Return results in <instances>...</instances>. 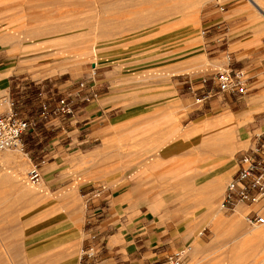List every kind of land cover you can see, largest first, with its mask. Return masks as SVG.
<instances>
[{
  "label": "rangeland",
  "instance_id": "rangeland-1",
  "mask_svg": "<svg viewBox=\"0 0 264 264\" xmlns=\"http://www.w3.org/2000/svg\"><path fill=\"white\" fill-rule=\"evenodd\" d=\"M26 1H6L7 5L12 6L10 9L16 12L6 19L2 29L12 32L25 29L30 24L40 26L46 20L44 17L53 11L54 15L59 13L64 19H69L68 33L76 37V41L71 42L64 37L25 47L24 50L31 51L26 58L33 56L30 67L32 65L33 70L40 72L33 77H48L42 83H49V79L54 82L72 79L76 84L83 83L85 86L96 84L94 87L99 88L102 94L106 93L124 109H137L134 114H138L126 124L111 129L110 135L105 134L109 128L105 125L98 128L96 136L80 146L70 145L59 163V178L55 180L46 179L42 174V180L32 184L28 172L33 161L28 159L24 148L0 151V264H76V258L84 246L83 239H93L83 234L85 200L81 196V186L99 183L111 187L125 182L127 170L121 168L125 145L136 153V160L142 162L140 172L144 171V178L149 174L147 180L155 184L161 181L162 175L170 178L186 165L176 157L151 166L145 161L163 138L160 129L167 123L164 113L171 110L183 128L194 121L190 107L178 99L182 90L181 87L180 90L176 89V82L189 75L208 77V72L220 67L217 61L210 59L211 55L205 53L206 33L202 34V15L208 10L226 13L230 9L241 8L240 14L235 16L246 20V25H259L258 28L264 27V17L259 14V8L251 2L255 9L248 0H208L197 9L192 7V0H29L33 16L26 18L19 15ZM186 1L187 6H184ZM260 2L264 8V0ZM176 3L178 6L176 10L174 6V10L177 13L172 10V5ZM207 81L210 85L213 74ZM212 88L216 90L213 84ZM46 90L44 95H40L41 91L34 88L29 92V97L34 98L31 105L22 103L19 107L37 112V119L42 96H45V101L49 97ZM0 93V99L5 97V90L1 88ZM219 95L216 93L211 99H219ZM253 97L247 98L244 106L249 110L263 111L260 115H264L261 103L253 102ZM170 105L173 108H169ZM197 118L196 121L211 120L203 125L201 130L204 133L220 130L222 118L234 120L233 114L224 107L205 111ZM249 120L250 115L243 125ZM143 129V136H138ZM225 133L229 134L227 139L241 143V146L235 147L236 151L233 149L232 152L223 150L224 155H228L224 164H228L230 175L222 180L223 190L219 191L212 203L203 199L204 187L194 186L190 189L187 182L182 185L185 194L181 197L185 200L170 202L171 196L166 195L165 206L171 209L179 206L181 210V213H176V218L181 220L179 229L187 240L179 249L185 251L186 264H225L234 256H237L235 264H264V224H249L246 220V214L251 209L264 215V200L250 207L243 204V213L239 212L241 216L234 222L236 229L215 231L208 224L212 218L209 205L217 210L224 221H229L235 213L227 207L218 210V206L228 181L237 169L240 154L248 152L249 147L254 145L250 144V133L246 145L232 131ZM135 142L137 144H133ZM104 143L107 147L97 157L80 161L81 157ZM214 146L219 147L220 151L223 148L220 141ZM243 146L245 148L240 149ZM115 149L118 152L116 155L112 154ZM6 154L10 155L9 161L5 160ZM112 155L114 158H111ZM188 163L186 168L190 171H195L201 164L197 159ZM108 180H113V183ZM152 181L144 185L145 197L155 202L162 199L164 193ZM64 191L65 195H69L66 198L68 202L60 198ZM183 203L186 204L184 208ZM77 213L80 216L76 217ZM187 229L192 230L188 237L183 234ZM194 240L199 241L200 250L192 258L188 253L190 251L186 250L193 248ZM203 246H207V249Z\"/></svg>",
  "mask_w": 264,
  "mask_h": 264
},
{
  "label": "crops",
  "instance_id": "crops-1",
  "mask_svg": "<svg viewBox=\"0 0 264 264\" xmlns=\"http://www.w3.org/2000/svg\"><path fill=\"white\" fill-rule=\"evenodd\" d=\"M6 1L0 0V91L1 88L5 90V100L9 106L5 107V101H2L0 108L1 111L12 109L22 118H34L37 112L20 108L19 105L22 103L31 105L34 98L29 97V92L34 88L39 89L42 95L45 94L44 89H47L48 119H38L37 126L25 131L21 139L28 159L42 163L41 175L44 174L46 179L55 180L59 178V163L62 162L63 154L70 145L80 146L96 136L98 128L105 125L109 126L105 134L110 135L111 129L126 124L137 116L138 114H134L137 109H124L116 103L117 101H112V98L105 95L106 93L102 94L99 88L94 87L96 84L80 86L72 79L61 82L49 79V83H42L48 77L34 78L33 75L40 72L33 70L32 65L30 67L29 62H32L30 60L33 56L26 58L27 53L31 51L24 50L25 47L64 39V37L69 38L71 42L76 41V37L68 33L69 19H64L59 13L54 15L53 11L44 17L46 20L40 26L30 24L25 29L6 32L2 29L6 19L16 12L10 9L12 6L7 5ZM254 1L263 8L261 0ZM248 2L253 5L249 0ZM23 4L24 8L19 11V15L31 18L33 16L31 3L28 0ZM253 7L256 9L254 5ZM240 12L241 8L230 9L226 13L208 10L202 15L205 29H202V34L206 33L205 53L211 55L210 59L217 61L220 67L208 72V77L202 74L193 77L189 75L176 82L179 85H174L176 89L180 90L181 87L182 90L178 99L185 106L190 107L189 112L194 115L192 119L194 121L183 128L180 127L171 110L164 113L167 123L160 129L162 131L160 136L163 138L158 141L157 149L150 152L151 155L148 154V160L145 161L151 166L176 157L181 164H186L183 169L170 178L162 175L161 181L155 184L152 180H147L149 174L144 178V171L140 172L143 168L142 162L137 161L136 153L125 145V155L121 160V168L127 170L124 175L127 176L125 182L111 187L99 183H87L81 186V196L85 200L83 234L88 237L94 235L92 240H87L85 237L82 247L87 248L92 245L95 253L91 257L78 256L76 264H156L165 259L183 247L187 241L179 229L181 220L176 218L175 211L181 213V210L179 206L174 209L166 207L164 203L166 195L171 196L170 202H179L181 201L179 197L185 194L182 185L186 182L191 189L206 184L211 177L230 175L228 164H224L228 155H224L223 149L217 151L219 148L214 146L218 135L232 131L238 136V140L246 145L250 133V144L263 146L264 152V115H260L263 111L249 110L243 104L247 102V98L254 96L252 101L260 102V108L264 109V27L246 25V20L235 16ZM223 68L246 69L248 76L246 95L218 92L214 79L208 85L207 80L211 79V75ZM212 84L216 90L212 88ZM216 93L220 94L219 99H211ZM42 97L45 99V96ZM63 97L70 104V113L56 110L58 99ZM218 107L230 111L234 120L222 118L220 130L202 132L203 125H207L211 120L196 121L195 119L205 111H213ZM169 108L173 106L170 105ZM249 115L251 120L243 125ZM144 133L145 129L137 135L143 136ZM201 142L205 144H200ZM106 147L104 143L102 147L95 148L81 157L80 161L97 157ZM243 148L245 146L240 149ZM112 152H115L112 153L114 155L118 153L116 149ZM243 154L244 152L240 157ZM114 155L111 158H114ZM216 158L219 161H215ZM195 159L201 164L195 171H190L186 166ZM197 169L199 174H196ZM129 178L133 180L129 181ZM149 181L160 187V192L165 195H162V199L152 202V199L145 197L144 185ZM108 182L113 183V180ZM62 193L60 198L67 201ZM242 209L243 204L239 203L233 211L243 213ZM77 216L80 214L77 213ZM190 233L191 231H184L183 234L188 237Z\"/></svg>",
  "mask_w": 264,
  "mask_h": 264
},
{
  "label": "built area",
  "instance_id": "built-area-1",
  "mask_svg": "<svg viewBox=\"0 0 264 264\" xmlns=\"http://www.w3.org/2000/svg\"><path fill=\"white\" fill-rule=\"evenodd\" d=\"M213 79L218 92H234L242 96L248 93L246 69H218L213 75ZM80 86H83V83H80ZM39 94L41 95V93ZM2 101H6L5 97L0 99V103ZM7 105L9 106V103ZM40 106L39 118L47 120L49 116L48 104L42 98ZM56 110L61 113L71 112L70 104L65 97L58 99ZM36 122L37 120L33 118L19 117L12 109L0 111V151L16 148L22 150L21 135L25 131L34 129ZM31 164L28 175L31 183L35 184L42 180L40 171L42 163L31 162ZM262 200H264V152L263 146L254 144L238 159L237 169L226 185L221 208L227 207L233 211L239 203L250 207L261 203ZM246 220L249 224H264V215L258 210L251 209L246 214ZM90 237L94 238V235ZM177 250L156 264H186L185 251ZM80 252V255L91 257L94 256L95 248L92 245L87 248L81 247Z\"/></svg>",
  "mask_w": 264,
  "mask_h": 264
},
{
  "label": "bare ground",
  "instance_id": "bare-ground-1",
  "mask_svg": "<svg viewBox=\"0 0 264 264\" xmlns=\"http://www.w3.org/2000/svg\"><path fill=\"white\" fill-rule=\"evenodd\" d=\"M177 2H180L181 0H176ZM183 1V0H182ZM206 1H208V0H192V3H191V5H192V7L194 8V9H197L196 7L197 6H202ZM183 2H185V1H183ZM250 2H252V3H254V5H256L258 8H259V10H260V14L261 15H263L264 16V9L263 8H261L254 0H250ZM177 4V3H176ZM185 5L184 6H187L186 4H187V1H186V3H184ZM174 6H175V10H176V6H178V4L177 5H172V8H170V9H172L173 11H175L174 10ZM179 6H181V8H185L184 6H182L181 4H179ZM171 7V6H170ZM180 7L178 8L177 7V9H180V11H182L183 9H181ZM179 11V12H180ZM193 11H195V10H193ZM197 11V10H196ZM172 12V11H171ZM176 12V11H175ZM175 12H173V13H175ZM177 13V12H176ZM29 36V35H28ZM95 63V62H94ZM8 73V72H7ZM1 94V93H0ZM7 100L5 101V104L4 105H6L7 106ZM5 106V107H6ZM228 134V133H227ZM229 135V134H228ZM228 135H226V133H223V134H221V135H218V138H217V141L219 142H221L222 143V145H223V150H225V151H228V150H230L231 152L233 151V149L235 148V147H239V146H241V143H238L237 142V144L235 143V142H233V141H231V140H229V139H227L229 136ZM181 136V135H180ZM210 139V138H209ZM215 139V138H214ZM185 140V139H184ZM205 141V140H204ZM214 141V140H213ZM216 141V140H215ZM206 142V141H205ZM205 142H201L200 144H205ZM208 142H210L209 140H208ZM207 143V142H206ZM214 144V143H213ZM215 144H217V142L215 143ZM220 144V143H219ZM207 145V144H206ZM212 145V144H211ZM199 146V145H198ZM208 146H210V145H208ZM234 146V147H233ZM204 147V146H203ZM203 147H202V149H203ZM205 149H206V147H204ZM219 148V147H218ZM198 149H199V147H198ZM201 149V148H200ZM205 149H204V151H205ZM210 149H211V146H210ZM216 150V149H215ZM235 150V149H234ZM217 151H220L219 149L217 150ZM236 151V150H235ZM207 152V151H206ZM209 152H210V150H209ZM205 154H207V153H205ZM210 154V153H209ZM225 154V153H224ZM213 155V152L211 153V156ZM232 155V154H231ZM14 158V157H13ZM12 158V159H13ZM5 160L6 161H9L10 160V155H5ZM105 161V160H104ZM13 162V161H12ZM17 162H18V160H17ZM19 163V162H18ZM114 168V167H113ZM9 171V170H8ZM199 174V173H198ZM215 174V173H214ZM9 175V174H8ZM225 176L226 175H224L223 177L222 176H219V177H211L207 182H206V184H203L201 187H204V189H205V196L203 197V199L205 200V202H207V203H209V204H211L212 203V200L214 199V197L215 196H217V194L219 193V191L222 189V187H223V185H221L222 184V180L225 178ZM10 179V178H9ZM185 180V179H184ZM230 181V180H229ZM228 181V182H229ZM201 185V184H200ZM226 188V187H225ZM203 189V188H202ZM223 190V189H222ZM21 191V190H20ZM194 191V190H193ZM192 191V192H193ZM203 192H204V190H203ZM225 192V191H224ZM64 193H66L65 191H64ZM63 194V193H62ZM70 194V193H69ZM187 194V193H186ZM191 194H193V193H191ZM201 194V193H200ZM68 195V194H67ZM67 195H65V194H63V196H64V198L66 199L67 198ZM72 195V194H71ZM69 196V195H68ZM73 196V195H72ZM71 197V196H70ZM196 197V196H195ZM197 197H199V196H197ZM180 199H181V201L184 199V198H182L181 196L179 197ZM186 198V197H185ZM68 200V199H67ZM185 200V199H184ZM202 201V200H201ZM184 202V201H183ZM191 202V201H190ZM204 202V201H203ZM202 202V203H203ZM67 203V202H66ZM187 203V202H186ZM186 206V204L185 203H183V207L182 208H184ZM188 206V205H187ZM221 206H222V201H221V204H219V206H218V210H219V208H221ZM77 208V207H76ZM181 208V209H182ZM209 208L212 210V211H210V212H212V218L210 219V221L208 222V224L210 225V227H212V229L213 230H215V231H218V230H220V231H228V230H232V229H236V225H235V221L237 220V219H239V215L241 216V214L237 211V210H235V213H233V215H232V218H231V216H230V220L229 221H224V220H222V218H220V216L218 215V212H217V210H215V208L214 207H212V205L210 206L209 205ZM214 208V209H213ZM262 208V207H261ZM82 212V211H81ZM175 212H177L178 213V211H175ZM207 215H208V213H206ZM205 214V215H206ZM205 218V217H204ZM242 218H240V220H241ZM240 222V221H239ZM79 223V222H78ZM190 224V223H189ZM239 224V223H238ZM259 225H262V224H259ZM187 227V226H186ZM185 227V228H186ZM187 231H192L191 229H187ZM230 233V232H229ZM258 233H259V231H258ZM262 235V234H261ZM193 241V240H192ZM198 244H199V241L198 240H194V245H193V248H189V249H187L186 251L188 252V250L190 251V252H188L189 254H190V256H192V258L194 257V255L196 256V254H197V252L200 250H198ZM212 244V243H211ZM213 245V244H212ZM210 245H208V247H209ZM205 246H203V248H204ZM210 247H212V246H210ZM203 248H201V249H203ZM191 249V250H190ZM205 250L207 249V246L204 248ZM205 250H203V251H205ZM202 251V250H201ZM196 253V254H195ZM237 256H234V258L233 257H231V261H226L227 263H225V264H235V262L237 261V258H236ZM79 258V257H78ZM229 260H230V258H229ZM234 260H236V261H234ZM218 262H216V264H217ZM238 263V262H237ZM236 263V264H237ZM219 264H220V262H219ZM224 264V263H223Z\"/></svg>",
  "mask_w": 264,
  "mask_h": 264
},
{
  "label": "trees",
  "instance_id": "trees-1",
  "mask_svg": "<svg viewBox=\"0 0 264 264\" xmlns=\"http://www.w3.org/2000/svg\"><path fill=\"white\" fill-rule=\"evenodd\" d=\"M39 114H40V112H39ZM33 119H36V118L34 117ZM38 119H40V118H39V115H38V118L36 119V120H37V122H36V126H37V123H38ZM36 126H35V127H36ZM21 141H22V139H21ZM23 148H24V147H23Z\"/></svg>",
  "mask_w": 264,
  "mask_h": 264
}]
</instances>
